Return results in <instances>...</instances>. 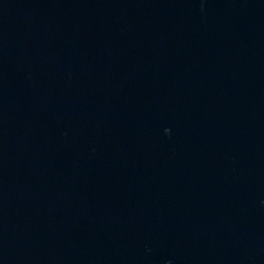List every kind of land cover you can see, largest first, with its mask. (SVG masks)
Wrapping results in <instances>:
<instances>
[{
    "label": "water",
    "instance_id": "obj_1",
    "mask_svg": "<svg viewBox=\"0 0 264 264\" xmlns=\"http://www.w3.org/2000/svg\"><path fill=\"white\" fill-rule=\"evenodd\" d=\"M0 264H264V0H0Z\"/></svg>",
    "mask_w": 264,
    "mask_h": 264
}]
</instances>
